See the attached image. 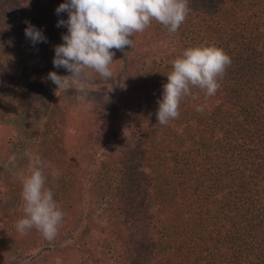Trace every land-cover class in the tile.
Segmentation results:
<instances>
[{
  "label": "trees",
  "instance_id": "trees-1",
  "mask_svg": "<svg viewBox=\"0 0 264 264\" xmlns=\"http://www.w3.org/2000/svg\"><path fill=\"white\" fill-rule=\"evenodd\" d=\"M65 2L0 0V44L11 55L6 63L0 56V94L13 88L30 99L35 94L50 99L46 86L31 82L26 72L30 40L24 30L29 23L41 30L47 42L39 43L54 50L67 34V27L57 26L68 19L67 12L56 13ZM26 3L40 15H19ZM188 9L178 31L171 33L173 52L178 54L182 45L199 47L195 39L208 37L214 40L209 46L223 49L232 63L216 95L205 98L193 89L199 99L183 98L179 118L167 126L158 124L156 116L167 74L159 82L141 74L138 87L125 94L127 108L120 110L119 122L94 107L78 110L58 96L52 104L41 101L45 115L30 124V134L0 123V242L20 247L27 264H42L39 249L63 241L80 252L79 264H264V93L256 89L257 81L264 86V0H188ZM153 30L169 33L156 20L145 31ZM135 50L134 44L123 52L112 50L113 63L130 81ZM13 67L18 69L14 75ZM197 105L203 112L196 111ZM47 121L55 125L57 137L51 140L44 131ZM40 129L48 134L34 137ZM87 150L99 155L97 166L86 169L89 183L78 181L80 186L71 184L70 190L67 183L81 174L78 159ZM26 152L46 162L45 187L62 211L65 194L74 195L53 240L35 228L23 235L16 230L24 217ZM12 154L18 168L5 167ZM188 187L195 197L187 202ZM93 191L104 200L102 209L110 211V237L101 250L92 235L95 216L85 208L86 195ZM72 203L81 204L84 220L76 228L71 227L76 221Z\"/></svg>",
  "mask_w": 264,
  "mask_h": 264
},
{
  "label": "clouds",
  "instance_id": "clouds-1",
  "mask_svg": "<svg viewBox=\"0 0 264 264\" xmlns=\"http://www.w3.org/2000/svg\"><path fill=\"white\" fill-rule=\"evenodd\" d=\"M188 11V0H67L56 8L57 14H68L66 21L59 20L57 24L67 27V34L62 35L63 43L55 46L52 63L69 75L50 71L47 79L56 85V93L74 89L80 96L86 95L89 70L103 80L113 79L110 67L114 62L113 49L123 52L126 47L131 48L134 35L143 32L152 20L166 27L170 34L176 33ZM24 31L33 45L47 42L43 32L30 23ZM231 63L230 56L215 46L184 50L172 62L162 99L157 101L158 124L167 126L179 118L183 98L198 100L193 89L204 92L205 98L216 95L221 87L219 81ZM203 110V106H196V111ZM24 156L29 161V174L22 176L24 217L17 221L16 230L23 235L35 228L46 239L53 240L65 214L54 200L52 190L45 187L46 162L38 154L26 152ZM5 167H19L16 154L8 157Z\"/></svg>",
  "mask_w": 264,
  "mask_h": 264
},
{
  "label": "rangeland",
  "instance_id": "rangeland-1",
  "mask_svg": "<svg viewBox=\"0 0 264 264\" xmlns=\"http://www.w3.org/2000/svg\"><path fill=\"white\" fill-rule=\"evenodd\" d=\"M26 6L27 3L24 4L22 7L23 12L19 15H28L31 18L36 15H40L38 11L36 13L31 12L33 10H29L30 7ZM17 23L15 22L16 25ZM145 30L143 32H139V39L134 42L136 50L134 51L135 54L131 64L134 70L131 75V81L130 79L124 78L122 76L119 65L116 63H113L110 66L113 71V79L110 81L99 78L97 74L89 70L88 92L83 96H80V94L74 89L69 91L61 90L57 93L55 92L56 85L47 79V74L50 71H55L58 75H69V73L64 68L54 67L52 61L55 56V51L51 46L43 43H37L33 45L30 41L29 47L26 48L24 62V66L27 69L26 72L29 74L31 82L34 83L36 81L37 84L43 83V85L46 86V93L50 99H48V97H42L41 99H38V95L36 94L34 96L35 99H30L27 94L22 93L20 89L14 90L13 88H10L11 90L8 92H5L3 95L0 94V104L1 107H3V110L0 111V123L6 126L13 125L20 128V130L24 131L25 134H30V124L33 121L39 120L45 115L43 114L42 116L41 113L44 107V104H41V101L45 100L47 104H52L57 102L58 96H62L66 103H75L78 110L87 111L89 110V107H94L101 114L105 113L108 116H115L117 122H119L121 118L120 110L124 107V105H126L127 108L125 94L134 92L135 88L138 87L137 82L139 76L141 74H147L149 78H153L154 81L157 80L159 82L162 80V76L172 71V62L176 58L180 57L184 50L189 48L187 45H182L180 48H178V51L180 52L177 54L176 52H173V49L176 48V44L169 43L171 41L172 34L168 33L164 35L157 30H153L152 32ZM192 40H190L188 45L191 44ZM195 41L198 43L199 47H206L209 46L212 41L214 42V40H209L208 37L198 38L195 39ZM168 44L169 47L167 46ZM0 56L2 57L4 63H6L11 56L8 49L1 44ZM12 72L14 75V73L18 72V69L13 67ZM256 89H260L259 91L264 93V86H262L259 81L256 83ZM228 95L229 93H225L223 96L226 97ZM43 119L48 120L46 118ZM53 124L54 123L48 121L47 123H43V125H46L47 127H45L44 131L51 134L50 140L52 139L53 135L56 136L55 131H53L55 128V125ZM41 128H43V126ZM35 129L36 128H34L33 131ZM40 131L41 133H32V135L36 137L37 135L43 134V129H40ZM97 135H100V133L98 132ZM95 147L96 144L93 142L92 148ZM82 157L83 159H81ZM98 157L99 155L96 156L93 150H87L85 154L80 155V158L78 159V166L81 168V174L79 177H73L68 181L67 187H70V190L73 188L71 184L78 183L80 186L79 182H81V180L89 183V175H86V169L90 170L92 168H96ZM64 189L67 188L64 186ZM189 190L190 187L186 189V194L189 192ZM194 197V194L189 192L187 202L191 201V199L193 201ZM73 198L74 195L71 196L69 192L64 196L66 203L62 204V207L64 208L63 212L65 215L69 209V202H71ZM85 202V208L87 211L95 216L92 235L95 237V239H99L97 245L98 250L105 249L104 246L108 245L107 239L110 237V211H105L102 209L105 202L101 198L100 194H95V191H93V194L89 192L86 195ZM80 205L79 203H72V206H74L73 210L76 213V221L71 222V227L74 226L76 228L81 221H84L82 220L81 213L79 212ZM82 214H85V212H82ZM72 245L73 244L71 241H63L56 245L50 246L49 248H41L37 253H40L41 258H44L41 261L42 264H79L80 252L76 248L72 247ZM20 249V247H8L6 244L0 242V264H27L29 259H22L20 257Z\"/></svg>",
  "mask_w": 264,
  "mask_h": 264
}]
</instances>
